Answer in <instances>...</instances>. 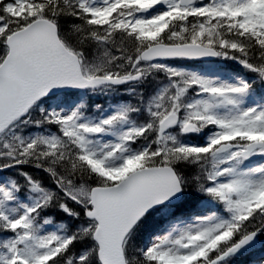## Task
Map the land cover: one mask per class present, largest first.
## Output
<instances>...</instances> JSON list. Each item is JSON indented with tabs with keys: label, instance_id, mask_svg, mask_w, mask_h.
I'll list each match as a JSON object with an SVG mask.
<instances>
[{
	"label": "snow or ice",
	"instance_id": "obj_1",
	"mask_svg": "<svg viewBox=\"0 0 264 264\" xmlns=\"http://www.w3.org/2000/svg\"><path fill=\"white\" fill-rule=\"evenodd\" d=\"M12 171L0 264H232L264 236V0H0Z\"/></svg>",
	"mask_w": 264,
	"mask_h": 264
},
{
	"label": "rangeland",
	"instance_id": "obj_2",
	"mask_svg": "<svg viewBox=\"0 0 264 264\" xmlns=\"http://www.w3.org/2000/svg\"><path fill=\"white\" fill-rule=\"evenodd\" d=\"M187 63V62H186ZM192 64V63H189ZM213 65L216 67H221L225 70L226 73H238L241 76L244 77H250L253 74L248 73L247 70L241 68V67H231L230 65H226L225 63H223L221 60L216 61L215 63H208V64H192L196 67H200L202 65ZM78 95H84L86 104H87V108L89 111V114H93L95 113L96 109H95V105L96 104H101L103 105L105 108H107L109 105L118 102L120 100H128L129 98H127L126 96H121L119 93H117L116 95H109V96H104V95H91V94H83L80 93ZM9 176H13V171L12 172H4V173H0V179L3 178H7ZM46 176V175H45ZM47 178V176H46ZM208 207L210 206H206L204 204H199L198 206L194 207L192 209L193 212H206ZM215 210V209H213ZM54 214V213H53ZM56 216V215H55ZM60 219H57L56 216V220L57 223L61 222L63 220V218H61L59 216ZM186 221L188 219V217H185ZM54 227V226H52ZM264 244L260 242V240H258L256 242V245L249 250V252L245 253L244 255L241 256H237L233 259L232 264H264Z\"/></svg>",
	"mask_w": 264,
	"mask_h": 264
},
{
	"label": "trees",
	"instance_id": "obj_3",
	"mask_svg": "<svg viewBox=\"0 0 264 264\" xmlns=\"http://www.w3.org/2000/svg\"><path fill=\"white\" fill-rule=\"evenodd\" d=\"M229 63H234V62L230 61ZM27 170L33 172L34 175H37V176L41 177L42 179H44L46 183H50V181L48 180V177L46 178V176H45L44 173H41V172L35 171V170H33V169H30V168L27 169ZM13 173H14L13 175H15V172H14V171H13ZM54 215L57 216V219H60L59 216H60L61 218H63L62 215L59 214V213H55V212H54ZM259 240H260L261 243L264 244V236H261V237L259 238Z\"/></svg>",
	"mask_w": 264,
	"mask_h": 264
},
{
	"label": "water",
	"instance_id": "obj_4",
	"mask_svg": "<svg viewBox=\"0 0 264 264\" xmlns=\"http://www.w3.org/2000/svg\"><path fill=\"white\" fill-rule=\"evenodd\" d=\"M217 58H207V59H204V60H200V61H197V62H212L214 60H216Z\"/></svg>",
	"mask_w": 264,
	"mask_h": 264
}]
</instances>
